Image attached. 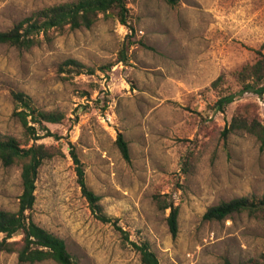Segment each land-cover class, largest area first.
<instances>
[{"label":"rangeland","instance_id":"rangeland-1","mask_svg":"<svg viewBox=\"0 0 264 264\" xmlns=\"http://www.w3.org/2000/svg\"><path fill=\"white\" fill-rule=\"evenodd\" d=\"M65 1L71 0H0V31ZM125 1L130 28L113 9L90 28L41 33L29 49L0 44V132L34 142L13 115L16 91L39 109L63 114L46 123L58 139L36 141L55 155L39 168L33 220L62 237L77 264H141L113 225L92 214L76 181L71 143L102 213L131 240L147 242L159 264H264V220L246 213L203 219L221 201L264 196L257 137L222 134L242 105L264 124V93L237 94L223 111L214 108L220 95L241 88L232 72L264 54V0ZM67 59L82 64L81 72L63 65ZM119 132L128 161L115 143ZM20 192L19 165L0 163V210L15 211ZM159 193L178 208L175 237L170 209L156 206ZM0 264H18L16 253L0 252Z\"/></svg>","mask_w":264,"mask_h":264},{"label":"trees","instance_id":"trees-1","mask_svg":"<svg viewBox=\"0 0 264 264\" xmlns=\"http://www.w3.org/2000/svg\"><path fill=\"white\" fill-rule=\"evenodd\" d=\"M113 9L117 10L120 23L130 28L125 0H71L44 6L18 21L11 29L0 31V44L29 49L39 42L38 36L41 33L46 34L50 29H61L66 26L69 29L90 28L100 13L105 14ZM119 55V61L125 62L127 57L124 50H121ZM63 65L75 67L76 74L80 73L83 67L74 59L65 60ZM88 72L92 73L93 69H88ZM232 74L241 88L235 93L220 95L214 102V108L218 111H223L234 101L237 94L264 93V54L253 63H246L235 69ZM221 80L222 74L211 84L216 85ZM12 97L16 105L13 115L21 123L28 139L34 142L23 144L16 137L0 132V163L5 167L19 165L21 181L17 209L0 210V234H3L0 239V252L16 253L18 264H35L46 260L56 264H77L64 239L40 226L32 218L39 168L45 159L55 155L53 147L36 141L46 136H54L58 139L56 134L50 132L46 123L60 122L63 114L37 108L31 97L22 91L13 92ZM238 131L257 137L260 150H264V124L251 114L246 105L237 108L222 134L227 136L231 132ZM115 143L122 157L128 161L129 147L122 133L117 134ZM69 153L73 160L77 184L92 214L101 222L113 225L122 241L138 253L141 264H159L156 253L151 250L147 242L131 240L128 231L118 224L117 219L102 213L100 196L88 187L83 163L71 143ZM154 200L160 210L170 209L166 220L171 235L175 237L178 231V208L166 194H156ZM237 213H246L250 217L264 220V196H241L221 201L208 207L203 219L221 221ZM17 236L20 238L11 240Z\"/></svg>","mask_w":264,"mask_h":264}]
</instances>
